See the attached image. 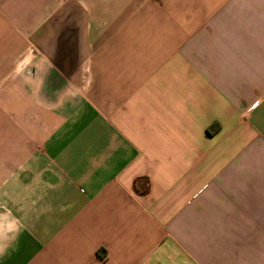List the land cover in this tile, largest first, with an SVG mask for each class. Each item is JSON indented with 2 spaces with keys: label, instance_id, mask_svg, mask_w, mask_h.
Masks as SVG:
<instances>
[{
  "label": "crops",
  "instance_id": "1",
  "mask_svg": "<svg viewBox=\"0 0 264 264\" xmlns=\"http://www.w3.org/2000/svg\"><path fill=\"white\" fill-rule=\"evenodd\" d=\"M0 264H264V0H0Z\"/></svg>",
  "mask_w": 264,
  "mask_h": 264
},
{
  "label": "built area",
  "instance_id": "2",
  "mask_svg": "<svg viewBox=\"0 0 264 264\" xmlns=\"http://www.w3.org/2000/svg\"><path fill=\"white\" fill-rule=\"evenodd\" d=\"M105 253L100 252V256L104 257Z\"/></svg>",
  "mask_w": 264,
  "mask_h": 264
}]
</instances>
